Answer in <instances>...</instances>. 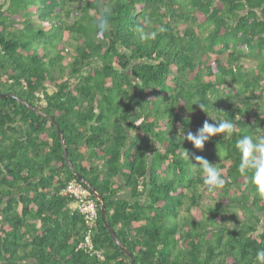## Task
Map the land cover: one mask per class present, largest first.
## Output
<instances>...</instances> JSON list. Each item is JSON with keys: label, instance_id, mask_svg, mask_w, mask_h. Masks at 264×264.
Here are the masks:
<instances>
[{"label": "trees", "instance_id": "16d2710c", "mask_svg": "<svg viewBox=\"0 0 264 264\" xmlns=\"http://www.w3.org/2000/svg\"><path fill=\"white\" fill-rule=\"evenodd\" d=\"M7 93L57 123L134 264H252L264 248V193L236 148L264 135V0H3ZM208 116L235 127L197 150L182 132ZM195 156L218 164L222 189L207 190ZM72 180L51 121L0 98V264H129L99 209L104 259L77 249L84 223L60 195ZM230 210L241 219L225 221Z\"/></svg>", "mask_w": 264, "mask_h": 264}, {"label": "clouds", "instance_id": "9594fccd", "mask_svg": "<svg viewBox=\"0 0 264 264\" xmlns=\"http://www.w3.org/2000/svg\"><path fill=\"white\" fill-rule=\"evenodd\" d=\"M111 9L104 8L100 10L99 18L95 21V28L101 32L109 29ZM164 29L161 28L160 31ZM157 33L144 32L141 29V39L148 40L155 38ZM203 110V105H199ZM209 117V116H208ZM209 120L214 121L210 123ZM205 120L202 127L195 133L188 131L185 135L183 130V139L190 142L195 149L202 150L205 143L212 137L226 133L231 135L235 125L229 120L219 119L218 117H209ZM181 133V132H180ZM236 148L239 152L238 171L243 174L249 183L255 188L258 193H264V135H243L236 142ZM187 154V152H185ZM188 157V154H187ZM194 168L200 169L203 176V184L209 192L222 189L225 185V179L221 175V169L218 164L213 165L202 156H195ZM252 264H264V248L256 251L252 258Z\"/></svg>", "mask_w": 264, "mask_h": 264}, {"label": "built area", "instance_id": "2783aa9c", "mask_svg": "<svg viewBox=\"0 0 264 264\" xmlns=\"http://www.w3.org/2000/svg\"><path fill=\"white\" fill-rule=\"evenodd\" d=\"M60 195L71 201L70 210L80 215L84 223L83 237L77 249L96 257L98 260H103L102 252L96 250L93 243L99 206L89 188L79 181L72 180L65 185Z\"/></svg>", "mask_w": 264, "mask_h": 264}, {"label": "water", "instance_id": "95a60500", "mask_svg": "<svg viewBox=\"0 0 264 264\" xmlns=\"http://www.w3.org/2000/svg\"><path fill=\"white\" fill-rule=\"evenodd\" d=\"M0 98L5 99V98H13L15 101H17L18 103H21L22 105H24L27 109H29L32 113H34L35 115L42 117V118H47L51 121V123L54 125V127L57 130V134H58V138L62 147V155H63V159L67 165V167L72 171L73 175L76 177V179L83 184L84 186H87L90 190V192L92 193L93 197L95 198V200L97 201L98 205H99V212H100V219L101 222L104 226V228L108 231V233L110 234V237L112 238L114 244L119 248V250L128 257L129 259V264H134V258L133 255L129 252V250L127 248H125L123 246V244L121 243V241L119 240V238L116 236L115 232L113 231V229L111 228L109 222L106 220V211H105V204H104V200L102 199L101 195H99L94 189H91L88 186V183L86 181V179L84 177H82L80 174H78L76 171H74L73 169V165L71 164V162L68 159L67 156V150L65 149V144L62 138V133L57 125V123L51 118V116L39 111L38 109L30 106L29 104H26L23 100L17 98L16 96H14L12 93H7V94H0Z\"/></svg>", "mask_w": 264, "mask_h": 264}, {"label": "rangeland", "instance_id": "374dc122", "mask_svg": "<svg viewBox=\"0 0 264 264\" xmlns=\"http://www.w3.org/2000/svg\"><path fill=\"white\" fill-rule=\"evenodd\" d=\"M3 0H0V3ZM69 44V43H68ZM69 45L66 44V47L68 48ZM48 91H51V89H49ZM211 199H213V196H210ZM210 203V202H209ZM241 219L240 214L235 211V210H230V213L228 214V216H226V220L228 223H235L237 221H239Z\"/></svg>", "mask_w": 264, "mask_h": 264}]
</instances>
